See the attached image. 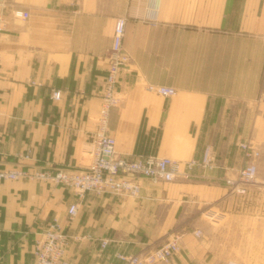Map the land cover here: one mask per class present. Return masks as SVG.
<instances>
[{"label": "crops", "instance_id": "obj_1", "mask_svg": "<svg viewBox=\"0 0 264 264\" xmlns=\"http://www.w3.org/2000/svg\"><path fill=\"white\" fill-rule=\"evenodd\" d=\"M15 8L30 19H13ZM2 17L0 170L88 168L119 18L132 63L110 116L117 152L188 160L211 147L217 165L172 182L140 176L135 197L0 180V264H34L53 219L72 236L70 264H128L117 253L145 256L176 234L181 249L170 264H264V0H0ZM148 84L177 95L150 94ZM247 140L262 151L257 182L245 195L229 194L225 179L244 164L238 144ZM210 213L223 224H209Z\"/></svg>", "mask_w": 264, "mask_h": 264}, {"label": "built area", "instance_id": "obj_2", "mask_svg": "<svg viewBox=\"0 0 264 264\" xmlns=\"http://www.w3.org/2000/svg\"><path fill=\"white\" fill-rule=\"evenodd\" d=\"M11 17L15 20L27 21L31 14L26 9L15 8L11 12ZM4 22L5 18H0V30H2ZM125 27L126 20L119 18L115 23L112 45L109 50V67L103 84L96 127L90 142L92 159L88 168L75 171L45 168L35 172L20 168L2 169L0 170V180L31 177L64 184L81 197L90 191L98 194L109 193L135 197L141 193L142 185L138 179L140 176L149 178L153 183L172 182L177 179H189L196 166L204 169L216 167L217 159L211 147L205 149L201 159L191 158L188 160L158 155L127 158L117 152L116 139L109 134V129L111 112L122 101L118 87L120 75L128 71L132 63V58L123 49ZM146 89L150 94L166 99L177 95V90L169 86L148 84ZM52 98L60 100L62 91L53 90ZM239 144L245 159L249 162L226 176V182L232 193L245 195L249 192L250 185L256 181L257 161L261 157V150L251 141ZM24 157H28V155ZM78 211L79 203L70 204L68 207L69 222L76 217ZM194 234L201 237L203 231L198 228ZM181 237V234L174 235L166 243L148 252L145 256L123 252L117 253V256L128 264H170L174 256L180 252ZM71 239L72 236L57 219L50 221L36 241L34 264H70L64 260V256ZM108 243V239L102 240L103 247Z\"/></svg>", "mask_w": 264, "mask_h": 264}, {"label": "rangeland", "instance_id": "obj_3", "mask_svg": "<svg viewBox=\"0 0 264 264\" xmlns=\"http://www.w3.org/2000/svg\"><path fill=\"white\" fill-rule=\"evenodd\" d=\"M249 141H251V142H253L252 140H247V142H249ZM254 143V142H253ZM255 144V143H254ZM240 144H238V146H239ZM255 146L257 147V148H259L260 150H261V148L257 145V144H255ZM239 148H240V146H239ZM241 149V148H240ZM241 151H242V149H241ZM243 152V151H242ZM261 154H262V151H261ZM243 157H244V164L241 166V167H243L244 165H246V164H248V162L249 161H247L246 159H245V156H244V152H243ZM261 158V157H260ZM259 160V159H258ZM258 162V161H257ZM235 170V169H234ZM233 170V171H234ZM257 176H258V173H257ZM226 180V179H225ZM257 182V178H256V181L254 182V183H252V185H250V187L251 186H253V187H255L254 185H255V183ZM226 185H227V188H228V192H229V194H235V193H232L231 191H230V188H229V186H228V184H227V182H226ZM249 187V188H250ZM257 187V189L258 190H261V187H259V186H256ZM262 191H264V187L262 188ZM235 195H237V194H235ZM258 206L259 207H261V209H264V201H262V202H259L258 203ZM214 213H210V215H209V217H207V219H208V221H209V224H211V225H216L217 224V222H219V223H221V225L223 224V219H221V215L219 216V215H216V214H214ZM218 217H220V219L218 218Z\"/></svg>", "mask_w": 264, "mask_h": 264}]
</instances>
